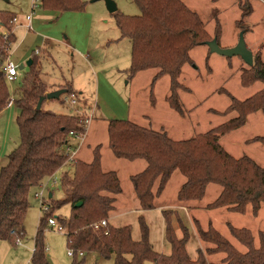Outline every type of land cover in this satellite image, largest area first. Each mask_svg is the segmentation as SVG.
<instances>
[{
	"label": "trees",
	"instance_id": "16d2710c",
	"mask_svg": "<svg viewBox=\"0 0 264 264\" xmlns=\"http://www.w3.org/2000/svg\"><path fill=\"white\" fill-rule=\"evenodd\" d=\"M137 2L141 8L139 16L115 12L122 37L132 42V62L126 70L127 77L131 80L139 72L156 68L158 72L151 83L154 89L157 79L168 75L170 93L167 100L174 110L183 114L179 90L188 88L178 78L184 64L191 62V50L209 41L203 39L207 35L204 22L199 13L191 10L183 0ZM41 3L46 9L58 11L84 7L80 0H41ZM246 6L249 8H244L241 23L252 12L250 5ZM16 17L13 11L0 10V114L11 103L1 61L8 56L15 42ZM241 28L247 31L245 27ZM37 54L31 58L33 62L24 74L16 97L21 143L10 153L8 164L0 172V240L14 241L12 232L24 236V219L32 190L68 161L66 151H59V147L68 145L70 133L84 134L87 130L86 109L80 102L77 107L83 113L78 116L44 109L45 101L40 109L37 108L39 99L49 92L42 76L43 63ZM256 82L264 85V58L261 54H254V65L241 73L243 86L249 87ZM61 89H66L67 94L75 93L71 83ZM228 95L231 103L223 113L235 112L237 115L192 138L174 139L165 130L146 127L128 118L109 120L108 143L113 155L129 161L143 159L147 163L144 170L130 176L143 210L156 208L157 199L178 170L185 177L177 193L179 204L187 206L201 201L209 184H218L221 193L206 208L226 207L231 212L258 215L264 205V167L251 156H233L222 146L220 138L243 127L252 113L264 110V86L244 100ZM249 142L264 145V136L253 137ZM101 148L99 144L93 149V158L89 162L76 159L73 175L63 176L65 199L54 201L50 197L51 210L41 219L34 238L32 264H52L44 241V228L50 217H55L65 228L68 247L74 250L73 256L79 251L93 252L104 258H113L114 264H264L263 231L259 232V244L256 245V237L250 229L229 225L231 235L245 247L241 251L213 226L204 229L197 218L193 221L202 246L190 254L187 244L192 233L179 218L181 232L178 235L177 228L172 225V216L177 214L175 209L163 210L167 222L166 236L172 245L169 255L155 251L143 216L139 218V240L132 237L130 226L117 227L110 223L101 226L102 220L110 218L117 195L123 192L118 173L102 168ZM79 201L82 205L76 206ZM67 204L71 206L69 217L56 215V211ZM216 253H222L224 257L219 262L210 261V256ZM74 264L82 263L74 261Z\"/></svg>",
	"mask_w": 264,
	"mask_h": 264
},
{
	"label": "rangeland",
	"instance_id": "374dc122",
	"mask_svg": "<svg viewBox=\"0 0 264 264\" xmlns=\"http://www.w3.org/2000/svg\"><path fill=\"white\" fill-rule=\"evenodd\" d=\"M80 1L84 4L80 10L46 9L40 3L34 11L32 0H0V10L15 12L20 21L25 20L28 15L33 17L29 22L31 27L25 35L23 26L18 27V38L12 44L10 60L20 66L24 61L21 62L19 58L24 52H30L32 57L39 50L37 55L43 63V80L48 85L55 84L53 87L55 89L63 78H72L75 88L86 90L84 94L80 90L77 91L78 98L81 105L85 106L86 116L93 113V117L86 142L90 149L82 147L80 157L90 158L93 149L101 144L102 165L106 170L111 168L119 170L123 189L116 198L114 210L110 213V222L109 219L104 220L107 224L117 227L130 226L132 237L139 240L141 238L139 218L143 216L149 226V238L155 251L169 255L172 252V245L166 236V219L158 208L150 210L141 208L129 177L132 173L135 174L133 171L135 169L124 160L117 162L109 147V120L127 119L131 98L132 111L148 115L154 128L167 131L174 139L192 138L237 115L235 112L223 113L231 103L229 93L244 100L261 90L264 85L262 82H256L249 87L242 85L241 73L250 66L241 57H225L211 53L205 44L195 46L190 52L191 62L184 64L178 78L188 88L179 90L184 110V113L180 114L167 100L170 93L168 75L159 77L154 89L151 88V83L153 76L158 72L156 68L142 71L131 80L127 77L126 70L132 62V42L122 37L117 26L116 13L108 10L104 0ZM114 1L117 3L118 13L132 17L141 15L137 0ZM183 1L191 10H196L203 20L207 30V35L203 39L212 40L218 33L217 38L221 47H233L238 42L243 26L247 29L245 38L248 47L255 55L261 54L264 58V0H259L263 3L259 1L257 3V0ZM229 3L232 4L228 5ZM245 4L250 5L252 12L241 23L239 21L244 8H249ZM22 37L23 40L17 46V41ZM260 46L262 49L258 50ZM80 52L90 54L93 67L88 65V59ZM96 67L101 70L100 77L103 79L105 76L111 85V87L105 85L107 91L101 88L99 93L98 87L96 88ZM28 71L29 66L26 65L20 70L18 80L8 83L13 101L0 114V172L8 164L10 153L21 143L17 122L20 111L16 105V97L19 88L22 87L24 74ZM66 95L67 93H63L59 98L46 101L43 108L57 114L73 113V107L63 101ZM258 135L264 136V110L249 115L243 127L225 134L220 138V142L233 156L248 154L264 167V145L260 142L247 141ZM75 140V137L69 136L67 144H70V141L74 143ZM66 148L67 145L63 144L59 151H66ZM74 170L67 162L51 178L43 180L54 192V201L65 199L66 189L62 185V179L65 174L73 175ZM183 181L185 177L180 171H175L162 197L157 201L160 204L158 206L166 204L167 209L177 211V214L174 213L172 216V225L177 228L179 236L181 232L178 229L179 218L189 227L192 236L187 249L190 254H194L196 249L202 246L198 240L194 218L199 219L204 229L213 226L219 230L241 251H244L245 247L231 235L229 225L250 229L256 237L255 244H259L258 234L260 231L264 232V205L257 216L231 212L226 207L208 209L206 206L217 199L222 190L218 184H209L205 197L198 202L202 206L201 209L198 211L191 209V212L186 214L177 206L179 204L177 193ZM41 190L42 187L37 186L30 194V206L23 225L25 233L20 238V244L16 245V238L14 241L0 240V264H32L34 238L41 219L45 217L40 200L36 197V192ZM70 212L71 206L67 204L57 210L56 215L69 217ZM44 241L52 264H74V261L82 264H114L113 258H104L93 252L79 251L75 256H70L66 231L61 232L56 226L51 227L47 223L44 228ZM223 257L224 254L216 253L209 259L219 262Z\"/></svg>",
	"mask_w": 264,
	"mask_h": 264
},
{
	"label": "crops",
	"instance_id": "0c3cea01",
	"mask_svg": "<svg viewBox=\"0 0 264 264\" xmlns=\"http://www.w3.org/2000/svg\"><path fill=\"white\" fill-rule=\"evenodd\" d=\"M258 1L259 0H257L256 2L258 3ZM259 2H261V3H263L262 1H259ZM232 3H229L228 5H231ZM264 4V3H263ZM242 15V14H241ZM32 19H33V17H32ZM32 21V20H31ZM28 25H30L29 24V21H27L26 19L24 20V19H22V21H20V18H18V15H17V17H16V21L14 22V29H13V31H14V33H15V36H16V38H15V42H16V40H17V33H18V27H20V26H23V32H24V35L26 34V32H27V30L28 29H30V28H28ZM247 33V32H246ZM246 33H245V35H246ZM23 38L24 37H22L21 38V40L20 41H17V46H19L20 45V43H21V41L23 40ZM245 40H246V38H245ZM14 42V43H15ZM13 43V44H14ZM246 43H247V41H246ZM248 46V45H247ZM260 49H262V47L260 46V47H258V50H260ZM80 54L83 56V57H86L87 59H88V65H90L91 67H93V65H92V63H91V59H92V57L90 56V54H85V52L83 53V52H80ZM10 55H12V50H11V52H10ZM30 57V58H29ZM32 57H33V55H32ZM31 54H30V52H24L23 53V55L21 56V58H19V60L21 61V62H23L24 61V63H23V65H25L26 66V63H27V61L28 60H30L31 58ZM22 65V64H21ZM100 66V64L97 66V67H99ZM96 67V73H95V76H96V88L98 87V92L100 93V89L102 88V89H106L105 88V85H108V86H110L111 87V85H110V83L108 82V80L106 79V77L104 76L103 77V79L100 77L101 76V70L100 69H98ZM139 73H142V72H139ZM138 73V74H139ZM93 75V74H92ZM67 83H71V86H72V88H73V90H74V92L75 93H77V91H79L80 90V92L81 93H85V91L86 90H84V89H81V88H75L74 87V81H73V79L71 78V79H68V78H63V80H62V82L61 83H59V84H57L56 85V88L55 89H53V87H54V85L55 84H47L48 85V89H49V92H51V91H55V90H58V89H61L64 85H66ZM108 90V89H107ZM107 90H105V91H107ZM98 93V94H99ZM46 101H48V100H46ZM45 101V102H46ZM44 102V103H45ZM80 102V101H79ZM133 103V101L131 100V98H130V100H129V109H128V119H130V120H133V121H135V122H137V123H139V124H141V125H143V126H146V127H151V128H154L153 126H152V123L150 122V118L148 117V115H144V114H141L140 112H133L132 111V104ZM10 105V104H9ZM8 105V106H9ZM8 108V107H7ZM6 108V109H7ZM80 108H81V106H80ZM5 109V110H6ZM82 109V108H81ZM145 121V122H144ZM91 122H92V120L90 121V123H89V125H88V128H87V132H86V135H85V137L84 138H80V139H78V138H75L76 140H75V142L74 143H71V141H70V145L73 147V149H75L76 150V157H77V159H83V160H85V161H87V162H89L92 158H93V151H92V155H91V157L90 158H85V157H80V153H81V149H82V147H88V144H86V142H87V138L89 137V134H90V126H91ZM147 122V123H146ZM154 129H156V128H154ZM158 130V129H157ZM258 136H260V135H258ZM255 137V136H254ZM253 138V137H252ZM249 139H251V138H249ZM249 139L247 140L248 142H249ZM249 143H252V142H249ZM87 149H90V147H88ZM89 153H90V151H88ZM230 153V152H229ZM102 154V153H101ZM243 155H248V154H243ZM242 155V156H243ZM249 156V155H248ZM236 157H239L238 155H236ZM241 157V156H240ZM85 158V159H84ZM253 158V157H252ZM115 159H116V161L117 160H124L125 162H126V164H130V165H132L131 167H133V169H135V170H133L134 172H135V174L136 173H139V172H141L142 170H144L145 168H146V166H147V163H146V161L145 160H143V159H138V160H134V161H129V160H125V159H119V158H116L115 157ZM117 162H119V161H117ZM68 164H71V166L72 167H74V164L73 163H71V162H68ZM102 167H103V165H102ZM112 167H115V166H112ZM103 169H104V167H103ZM110 169V168H109ZM105 171H109V170H106V169H104ZM110 170H115L117 173H118V175H119V170H117V168H111ZM131 175H134V173H132ZM130 175V176H131ZM129 176V177H130ZM119 178H120V176H119ZM184 183V181L182 182V184ZM53 195H54V192L52 191V190H50L49 191V197H53ZM120 195V194H119ZM118 196V195H117ZM162 197V195L157 199V200H159L160 198ZM117 198V197H116ZM117 200V199H116ZM157 203H158V201H157ZM162 204V203H161ZM200 203H198V202H192L191 204H189V205H182V204H178L177 206L179 207V208H181V209H183L185 212H186V214H189V212H191V206H192V208L193 209H195L194 211H198V210H200L201 209V207L202 206H200L199 205ZM158 205H160L159 203L157 204V206H156V208H158V209H160L161 211H162V213H163V210H164V208H166L167 209V207H168V205H166V204H163L162 206H158ZM163 216H164V214H163ZM109 222H110V219H109ZM199 240V239H198Z\"/></svg>",
	"mask_w": 264,
	"mask_h": 264
},
{
	"label": "built area",
	"instance_id": "2783aa9c",
	"mask_svg": "<svg viewBox=\"0 0 264 264\" xmlns=\"http://www.w3.org/2000/svg\"><path fill=\"white\" fill-rule=\"evenodd\" d=\"M41 3V0H32V4H33V8H34V11L35 9L38 7V5ZM26 19L31 22L32 20V15H28L26 17ZM31 26L28 25V28H30ZM39 50H37L36 53H38ZM1 65H2V68L4 70V77L6 79V81L8 83H14L18 80V78L20 77V69H19V66H17L15 63H13L12 60H10V53L8 54V56L3 60L1 61ZM13 101V98L11 97V103ZM66 104H69L70 106L73 107L74 111H73V114L75 116H78V115H81L83 112L77 107L79 105V98H78V95H76L75 93H69L66 95L65 99L63 100ZM10 103V104H11ZM93 117V113L91 114H88V116H86V123H87V128H88V125L91 121ZM87 132V130H86ZM86 135V133L84 134H78V133H74V132H71L69 136H72V137H75V138H78V139H82L84 138ZM66 153L68 155V161L67 162H71V163H75L76 162V150L73 149V147L68 144L67 145V148H66ZM66 162V163H67ZM52 175L48 176L47 178H51ZM40 187H42V190L39 191V192H36V197H38V199L40 200V203H41V208H42V211L46 214L48 212H50L51 210V204H50V197H49V191H50V188L46 186V184H44V181H42L40 184H39ZM48 225L51 226V227H57L59 231L61 232H65V228L59 224L56 220L55 217H50L48 219ZM100 225L101 226H106L107 225V221L106 220H102L100 222ZM96 228L99 227V225H96L95 226ZM12 235H15V238H16V245L20 244V238L23 237L22 236V233L20 235H18L16 232H12ZM68 254L70 256H73L74 255V250L72 249H69V252Z\"/></svg>",
	"mask_w": 264,
	"mask_h": 264
},
{
	"label": "water",
	"instance_id": "95a60500",
	"mask_svg": "<svg viewBox=\"0 0 264 264\" xmlns=\"http://www.w3.org/2000/svg\"><path fill=\"white\" fill-rule=\"evenodd\" d=\"M93 1H97V0H93ZM104 1L106 2V6L111 13L117 12L118 6L114 0H104ZM245 33H246V30H242L240 32L238 42L233 47H228V48L221 47L217 37H214L212 40L207 41L205 45L209 47L211 53H217L225 57L239 56L243 59V61L248 66L251 67L254 65V53L247 46V43L245 40ZM32 62H33L32 59H30L27 61L26 65L31 66ZM24 68H25V65L23 64L19 66L20 70ZM66 92H67L66 89H58V90L46 93L45 96H42L39 99L37 108L40 109L44 101L54 99V98H59L63 93H66ZM80 205H82V201H79L76 204V206H80Z\"/></svg>",
	"mask_w": 264,
	"mask_h": 264
}]
</instances>
